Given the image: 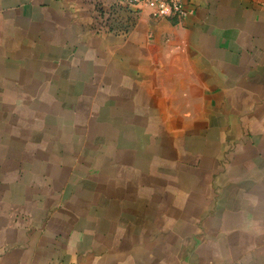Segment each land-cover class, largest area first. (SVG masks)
<instances>
[{"label": "crops", "instance_id": "crops-1", "mask_svg": "<svg viewBox=\"0 0 264 264\" xmlns=\"http://www.w3.org/2000/svg\"><path fill=\"white\" fill-rule=\"evenodd\" d=\"M0 0V264H264V0Z\"/></svg>", "mask_w": 264, "mask_h": 264}, {"label": "built area", "instance_id": "built-area-1", "mask_svg": "<svg viewBox=\"0 0 264 264\" xmlns=\"http://www.w3.org/2000/svg\"><path fill=\"white\" fill-rule=\"evenodd\" d=\"M129 6H152L155 17L182 18L188 14L184 0H121Z\"/></svg>", "mask_w": 264, "mask_h": 264}]
</instances>
